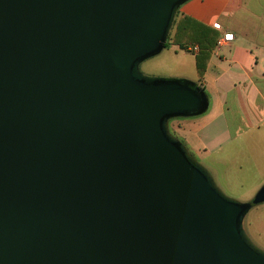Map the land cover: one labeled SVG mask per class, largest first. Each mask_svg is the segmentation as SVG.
<instances>
[{
  "label": "water",
  "instance_id": "water-1",
  "mask_svg": "<svg viewBox=\"0 0 264 264\" xmlns=\"http://www.w3.org/2000/svg\"><path fill=\"white\" fill-rule=\"evenodd\" d=\"M186 0H0V264H264L169 129L194 82L143 74Z\"/></svg>",
  "mask_w": 264,
  "mask_h": 264
},
{
  "label": "crops",
  "instance_id": "crops-1",
  "mask_svg": "<svg viewBox=\"0 0 264 264\" xmlns=\"http://www.w3.org/2000/svg\"><path fill=\"white\" fill-rule=\"evenodd\" d=\"M178 10L216 37L202 76L196 70L192 80L206 92L207 111L197 118H172L169 128L204 159L238 143L239 134L264 138V0H186ZM226 32L233 39L218 45ZM198 50L190 52L195 69Z\"/></svg>",
  "mask_w": 264,
  "mask_h": 264
},
{
  "label": "rangeland",
  "instance_id": "rangeland-1",
  "mask_svg": "<svg viewBox=\"0 0 264 264\" xmlns=\"http://www.w3.org/2000/svg\"><path fill=\"white\" fill-rule=\"evenodd\" d=\"M173 48L168 42L160 52L139 64L140 71L149 76L192 81L196 77L192 50L190 47L186 51ZM239 136L238 143L224 146L209 159L194 155L224 194L240 202H248L264 184V138L255 140L253 132ZM242 225L250 239L264 250V202L248 210Z\"/></svg>",
  "mask_w": 264,
  "mask_h": 264
},
{
  "label": "trees",
  "instance_id": "trees-1",
  "mask_svg": "<svg viewBox=\"0 0 264 264\" xmlns=\"http://www.w3.org/2000/svg\"><path fill=\"white\" fill-rule=\"evenodd\" d=\"M215 33L216 32L213 29L195 23L192 19L181 14L177 9L164 47H166L169 42L171 44L177 45L179 49L185 50L196 43L199 47V50L195 54V64L198 76L200 78L205 69V63L207 62L211 50L215 44ZM198 82L199 81H196L194 83L199 87ZM202 91L206 95V92L203 89ZM170 131L172 134H174L171 129ZM180 141L195 157L194 153L189 149V147L182 140Z\"/></svg>",
  "mask_w": 264,
  "mask_h": 264
},
{
  "label": "built area",
  "instance_id": "built-area-1",
  "mask_svg": "<svg viewBox=\"0 0 264 264\" xmlns=\"http://www.w3.org/2000/svg\"><path fill=\"white\" fill-rule=\"evenodd\" d=\"M233 39V34L231 32L223 33V35L217 40V44L220 45L223 42L231 41ZM190 49L194 52L198 50L197 45H193L190 47Z\"/></svg>",
  "mask_w": 264,
  "mask_h": 264
}]
</instances>
